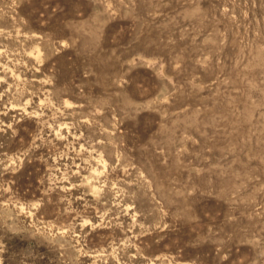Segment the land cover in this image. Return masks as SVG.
I'll list each match as a JSON object with an SVG mask.
<instances>
[{
  "label": "rangeland",
  "instance_id": "rangeland-1",
  "mask_svg": "<svg viewBox=\"0 0 264 264\" xmlns=\"http://www.w3.org/2000/svg\"><path fill=\"white\" fill-rule=\"evenodd\" d=\"M0 264H264V0H0Z\"/></svg>",
  "mask_w": 264,
  "mask_h": 264
}]
</instances>
